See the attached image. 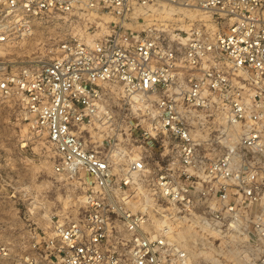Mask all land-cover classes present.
<instances>
[{
    "label": "built area",
    "instance_id": "1",
    "mask_svg": "<svg viewBox=\"0 0 264 264\" xmlns=\"http://www.w3.org/2000/svg\"><path fill=\"white\" fill-rule=\"evenodd\" d=\"M180 8L212 27H135ZM61 19L89 23L85 37L40 63L0 58V99L45 142L53 174L81 184L84 209L32 231L18 264H194L181 226L264 264V0H0V49ZM203 118L214 138L235 131L237 149L202 157ZM11 256L0 241V263Z\"/></svg>",
    "mask_w": 264,
    "mask_h": 264
},
{
    "label": "rangeland",
    "instance_id": "2",
    "mask_svg": "<svg viewBox=\"0 0 264 264\" xmlns=\"http://www.w3.org/2000/svg\"><path fill=\"white\" fill-rule=\"evenodd\" d=\"M180 11L183 14L174 16L176 19L163 14L159 19H142L135 27L150 25L152 21L161 23L162 27L182 30L191 26L212 27L208 13L193 9ZM94 17L90 16V20ZM102 18L106 22L112 19L109 15ZM57 22L55 25L41 23L29 38L2 47L0 58L10 66L8 70L53 58L60 39L72 34L85 37L84 28L89 24L82 21L68 24L62 19ZM93 32L95 30L90 34ZM87 36V40L93 37ZM17 117V105L0 99V241L7 244L12 253V259L2 264H18L16 258L31 243L30 233L34 230L49 232L50 218L71 220L79 217L84 209L81 184L53 174L52 156L45 142L32 141L26 125ZM218 125L212 118L194 121L195 133L210 143L199 151L205 159L225 154L231 145L237 149L235 131L229 132L228 139L213 137ZM176 233L179 238L188 240L186 247L194 264H247L239 255L240 247L218 251L216 245L211 246L205 242L207 239L186 226L179 227Z\"/></svg>",
    "mask_w": 264,
    "mask_h": 264
},
{
    "label": "bare ground",
    "instance_id": "3",
    "mask_svg": "<svg viewBox=\"0 0 264 264\" xmlns=\"http://www.w3.org/2000/svg\"><path fill=\"white\" fill-rule=\"evenodd\" d=\"M179 10H189V9H184V8H180ZM193 10H198V9H193ZM182 28V27H181ZM244 256V255H243ZM243 256H241V258H244Z\"/></svg>",
    "mask_w": 264,
    "mask_h": 264
}]
</instances>
